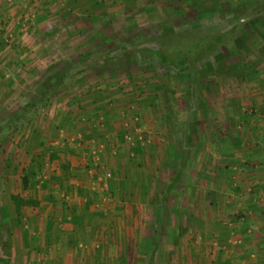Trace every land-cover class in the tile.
Returning <instances> with one entry per match:
<instances>
[{"label":"rangeland","instance_id":"obj_1","mask_svg":"<svg viewBox=\"0 0 264 264\" xmlns=\"http://www.w3.org/2000/svg\"><path fill=\"white\" fill-rule=\"evenodd\" d=\"M168 26L174 30L171 36ZM195 54L203 55L183 75L176 73L179 60ZM167 120L179 128L194 120L186 145L201 149L166 195L161 212L148 209L149 222L143 210L146 199L154 201L150 190L125 182L153 178L166 188L177 167V154L168 159L160 150L168 142ZM260 133L264 135V0H0V264H36L40 256L24 250L44 222L40 215L48 194L56 192L60 201L58 193L76 186L75 181L82 183L86 197L106 205L103 216L95 212L97 206L90 212L83 208L86 202L73 204L74 213L80 209L76 226L113 227L124 210L119 201L126 197L128 204L135 199L142 208L132 227L146 222L169 231L162 237L167 251L158 247L160 235L137 232L136 247L157 243V249L150 260L142 248L127 250L135 257L133 264L145 259L151 264H208L203 244L191 248L197 240L192 234L180 237L183 249L170 250L175 244L170 228L179 223L176 210L187 205L184 195L192 187L201 194L219 193L222 182L214 174L226 162L220 153L224 145L236 147L240 161L264 151ZM151 145L159 147L155 154ZM52 155L56 157L50 159ZM30 168L35 176L24 189L21 180ZM119 181L124 184L119 183L116 196L110 186ZM101 189L108 200L102 201ZM11 195L34 198L43 204L42 214L33 213V207H22L18 214ZM203 209L220 210L218 204ZM122 215L129 228L130 214ZM212 220L210 226L216 227Z\"/></svg>","mask_w":264,"mask_h":264},{"label":"crops","instance_id":"obj_2","mask_svg":"<svg viewBox=\"0 0 264 264\" xmlns=\"http://www.w3.org/2000/svg\"><path fill=\"white\" fill-rule=\"evenodd\" d=\"M168 123L170 128L164 132L168 142L162 145L160 150H163L164 154L169 156L167 158L171 159V155L175 156V149L172 145L175 141H171L170 138L180 139V148L176 150V154H182L181 160L183 162L182 172L177 180V184H179L181 177L185 176L183 170L185 171L187 168L188 162L190 164L193 163V155L199 153L201 146L197 144L191 147L186 145L188 138L191 137L190 127L193 124L195 125L194 120L188 124L186 129L179 128V126L174 124L171 125L170 120ZM260 136L264 138L263 134ZM149 148L151 153L155 154L159 147L151 145ZM235 148L232 149L228 145H224L220 153L221 155H226V162L222 167L221 165L218 166L216 175L214 172L212 173L214 176L219 177H215L217 181L222 182L218 188L219 193H208L209 190H206L201 194L200 188L192 187L190 195L188 197L184 195V198H187L185 199L187 205L176 210L175 217L179 220V223L177 227L170 228L171 239L175 243L170 247V250L183 249L180 237L192 234L197 240L194 241L195 244L191 248L199 250L203 244L204 250L208 252L210 257L208 264H264V256L262 255L264 253V209H260L264 205V151L254 153L251 157H242L238 161L236 159L237 155H235L236 151H234ZM212 151L214 152L215 148H212ZM187 152L189 155H187ZM172 175L174 176V174ZM172 178L164 185L165 187L171 183ZM127 180L125 183L128 182L130 186L135 185L145 191L150 190L148 193L152 197L151 200L154 199V201L148 202V199H146V206H144L143 210L144 220L150 222L147 214L148 209L150 212L152 210L157 211L158 206L162 204L164 189L162 190L158 182L153 178L149 179V183L147 181H137V179ZM77 182L79 181H75L74 184L76 186L73 188L67 189V186H65L64 192L58 193L62 198L60 201L56 199V192L48 194L49 203L45 204L46 210L43 215H40L44 222L37 225V228L34 229V242L32 244L29 243L28 247H25L27 249L24 250L31 253L34 256L33 258L40 256L36 264H133L134 255L131 256L126 251L136 250L138 247L144 249L146 255L147 253L149 254L150 260L153 246L145 244L136 247L135 237L137 232H144L147 235L148 233H153L156 228L152 223L146 222H144L142 227L144 230L141 226H138V228L136 225L135 227L131 226L133 221L136 222L139 218L138 212L142 210L141 206H139L140 204L134 202L133 196L129 198L133 199L130 202L131 204L127 203L125 196L123 203L119 201L118 204V207L124 208V210L121 209L118 212L121 219L123 218L122 211H124L126 216L130 214L131 222L129 228H124L123 220L121 221L120 218H116V221H114L116 225L110 228L104 227V225L82 228L74 224L75 215L80 212V209L77 213H74L73 204L79 203V201L86 202L89 206L85 204L83 208L88 207L90 212L93 207L97 206L99 209L95 212L103 216H106V205H103L99 200H94L91 196L86 197V191L82 190V183ZM119 183L124 184L119 181L115 183L116 185L110 186L113 195L117 196ZM224 183L229 185L230 188L223 187ZM86 186L89 188L91 184L87 183ZM232 186L243 187V190H232ZM223 189L226 190L225 193L222 192ZM107 195L109 194L107 192L104 193L103 189H101L99 196L102 197V201L108 200L106 199ZM135 196L134 194V198ZM82 198L83 201H81ZM96 202L99 204L97 205ZM61 204H64L63 208ZM215 204H218V208H220L217 214L210 212V210L209 212L205 211V209L202 210V206L208 210L214 207ZM128 207H130V211L127 210ZM33 208L35 209L33 213L40 212L42 214L39 210L43 208V204L39 203L37 207ZM79 208L82 207L80 206ZM97 214L94 218L99 216ZM68 220H73V223L71 221L68 222ZM141 220L138 223H141ZM209 220H212L217 226H210ZM125 230L128 232L125 233ZM166 232L169 231L160 229L161 242L158 247L163 248L164 251L169 250L167 245L163 246L164 242L162 241V237L167 235ZM110 234H112V239L108 241L106 240L108 239L107 235L109 237ZM126 238H128V242L125 241ZM135 263L151 264L147 259L142 263Z\"/></svg>","mask_w":264,"mask_h":264},{"label":"trees","instance_id":"obj_3","mask_svg":"<svg viewBox=\"0 0 264 264\" xmlns=\"http://www.w3.org/2000/svg\"><path fill=\"white\" fill-rule=\"evenodd\" d=\"M166 34H167V36H171V35H173L174 34V30H173V28L171 27V26H168L167 28H166ZM165 34V35H166ZM216 42V40L215 41H213L210 45H207L208 46V48L213 44V43H215ZM204 50H207V47H205L203 50H201V53H202V51L203 52H205ZM201 56V55H203V54H198V55H196L195 54V57L194 58H192L191 60H190V58H185V59H183V60H179V64H177L176 66H174V68H175V71H176V73H179L180 75L182 74V72H184V71H186L188 68H191V67H189V66H191L190 65V62H194V60H196V58H198V56ZM183 75V74H182ZM188 75V74H187ZM190 122H187L186 124H184L185 125V129L188 127V124H189ZM181 143H182V141H181ZM172 145L174 146V152H175V154H176V150H177V148L179 149L180 148V142L179 143H172ZM137 153L139 152L138 151V149H134ZM177 159L175 160V161H177V167H176V169H175V173H174V176H173V178H172V180H171V183L164 189V191H163V193H162V203L165 201V199H166V195L168 194V193H170V191L173 189V188H175L176 186H177V180H178V176H179V174L182 172V168H183V162H182V154L180 155V154H177ZM54 157H56L55 155H52V157H50V159H53ZM171 157V156H170ZM172 158V157H171ZM33 176H35V171H34V168H30L29 169V172H28V174H24L23 175V177H22V186H23V188L25 189V188H27V186L29 185V178L30 177H33ZM10 199H11V202H12V204L14 205V207H15V209H16V212L19 214L20 213V209L22 208V207H37L38 206V202L34 199V198H31V197H29V198H22V197H20L19 195H11L10 196ZM159 212H161L160 210H162L161 209V206H158V209H157ZM74 221L76 222L77 220L76 219H74ZM154 234H155V236H157V235H160V229L159 228H156V230H154ZM153 246V248H152V251L151 252H153L154 251V249H157V243H155L154 245H152ZM150 256H151V254H150Z\"/></svg>","mask_w":264,"mask_h":264},{"label":"built area","instance_id":"obj_4","mask_svg":"<svg viewBox=\"0 0 264 264\" xmlns=\"http://www.w3.org/2000/svg\"><path fill=\"white\" fill-rule=\"evenodd\" d=\"M255 112H257V111L255 110ZM107 177H109V175H107Z\"/></svg>","mask_w":264,"mask_h":264}]
</instances>
